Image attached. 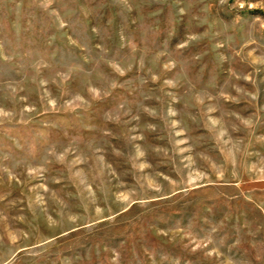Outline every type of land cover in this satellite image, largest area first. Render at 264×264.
<instances>
[{"label": "rangeland", "instance_id": "rangeland-1", "mask_svg": "<svg viewBox=\"0 0 264 264\" xmlns=\"http://www.w3.org/2000/svg\"><path fill=\"white\" fill-rule=\"evenodd\" d=\"M0 264H264V0H0Z\"/></svg>", "mask_w": 264, "mask_h": 264}]
</instances>
